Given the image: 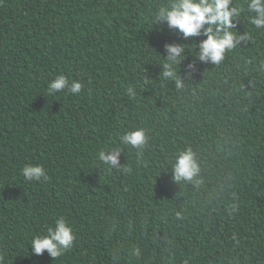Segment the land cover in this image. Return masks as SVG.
<instances>
[{"label": "trees", "instance_id": "trees-1", "mask_svg": "<svg viewBox=\"0 0 264 264\" xmlns=\"http://www.w3.org/2000/svg\"><path fill=\"white\" fill-rule=\"evenodd\" d=\"M166 2L0 0V264H264V29L241 13L233 30L251 39L218 64L186 49L178 89L165 45L198 53L206 37L152 25ZM58 75L81 92L49 95ZM134 127L147 146H121L108 170L97 153ZM188 148L200 172L177 183ZM27 164L48 180L26 181ZM59 217L72 248L33 255Z\"/></svg>", "mask_w": 264, "mask_h": 264}, {"label": "clouds", "instance_id": "clouds-1", "mask_svg": "<svg viewBox=\"0 0 264 264\" xmlns=\"http://www.w3.org/2000/svg\"><path fill=\"white\" fill-rule=\"evenodd\" d=\"M248 14L250 25L257 30L264 29V0H244L243 4L233 5V0H167L158 7L153 16V24L166 25L167 28L177 30L185 40L196 37H206L198 44V53H195L196 44L189 48L186 44H167L165 51L167 57L163 60L162 77L174 80L176 87H182L178 75V66L186 59V49L196 55L201 62L220 63L226 51L233 50L238 44L250 40V33L239 35L233 29L234 20L241 15ZM195 65L189 64V70ZM82 83L73 80L71 83L64 75H58L49 82L47 92L55 95L67 90L68 93L78 95L82 90ZM130 98L136 99L135 86L127 88ZM148 134L143 127H134L118 135L117 147H105L97 153V159L108 170H120L121 146H128L142 153L148 144ZM125 171L130 169L125 168ZM173 179L181 181H193L200 172V167L191 148L181 150L172 164ZM21 175L28 182L48 180L46 170L42 165L27 164L22 168ZM76 237L73 228L64 217H59L54 224L48 226L46 233L36 235L30 241L32 254L40 256L47 252L53 258H59L72 248Z\"/></svg>", "mask_w": 264, "mask_h": 264}]
</instances>
